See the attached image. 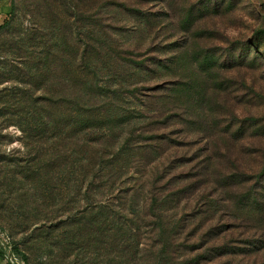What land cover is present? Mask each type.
<instances>
[{"label": "rangeland", "instance_id": "rangeland-1", "mask_svg": "<svg viewBox=\"0 0 264 264\" xmlns=\"http://www.w3.org/2000/svg\"><path fill=\"white\" fill-rule=\"evenodd\" d=\"M255 196L264 0H0L18 264H264Z\"/></svg>", "mask_w": 264, "mask_h": 264}, {"label": "trees", "instance_id": "trees-1", "mask_svg": "<svg viewBox=\"0 0 264 264\" xmlns=\"http://www.w3.org/2000/svg\"><path fill=\"white\" fill-rule=\"evenodd\" d=\"M252 200H253V204H252L253 206L250 207V204L246 206V208H248V210H249V214H247V216L248 215H254L255 211L257 210V206L258 205H261L262 206V204H264V201L262 202L261 198H259L258 196H255L254 199H252ZM239 205H240L239 203L235 204V208L240 209L241 206H239ZM250 220H253V219L250 218ZM15 250L18 251L17 248H15ZM0 256H3L4 257L3 249H0Z\"/></svg>", "mask_w": 264, "mask_h": 264}, {"label": "built area", "instance_id": "built-area-1", "mask_svg": "<svg viewBox=\"0 0 264 264\" xmlns=\"http://www.w3.org/2000/svg\"><path fill=\"white\" fill-rule=\"evenodd\" d=\"M4 252V256L6 258V260H8L7 262L9 264H18L16 257L14 256V253L12 252V248L9 247V251H6L5 249H3Z\"/></svg>", "mask_w": 264, "mask_h": 264}]
</instances>
